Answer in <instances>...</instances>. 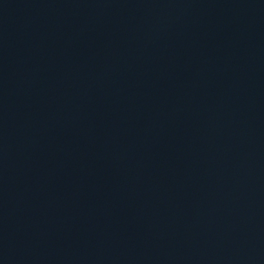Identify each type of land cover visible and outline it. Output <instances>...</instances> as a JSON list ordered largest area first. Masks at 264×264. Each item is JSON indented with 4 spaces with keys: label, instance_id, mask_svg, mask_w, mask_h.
<instances>
[{
    "label": "water",
    "instance_id": "water-1",
    "mask_svg": "<svg viewBox=\"0 0 264 264\" xmlns=\"http://www.w3.org/2000/svg\"><path fill=\"white\" fill-rule=\"evenodd\" d=\"M0 264H264V0H0Z\"/></svg>",
    "mask_w": 264,
    "mask_h": 264
}]
</instances>
